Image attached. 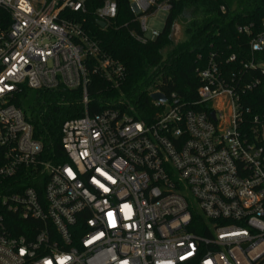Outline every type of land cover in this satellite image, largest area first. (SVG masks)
<instances>
[{
    "label": "built area",
    "instance_id": "2783aa9c",
    "mask_svg": "<svg viewBox=\"0 0 264 264\" xmlns=\"http://www.w3.org/2000/svg\"><path fill=\"white\" fill-rule=\"evenodd\" d=\"M122 1L0 0L12 22L0 32V264H264V114L252 106L264 19L237 28L244 60L210 54L194 103L152 100L163 113L151 122L129 103L91 116V77L115 88L126 77L88 28L89 8L106 31ZM126 8L121 27L141 45L173 11L170 0ZM61 88L83 89L86 107L61 129L65 162L45 156L14 104L24 90Z\"/></svg>",
    "mask_w": 264,
    "mask_h": 264
},
{
    "label": "trees",
    "instance_id": "16d2710c",
    "mask_svg": "<svg viewBox=\"0 0 264 264\" xmlns=\"http://www.w3.org/2000/svg\"><path fill=\"white\" fill-rule=\"evenodd\" d=\"M173 8L167 18L160 38L151 44L141 45L121 26L130 22L122 1L117 27L102 31L97 26L94 7L89 8L88 28L100 39L102 49L121 62L125 68V80L115 88L100 76H92L88 86V113L93 116L107 108L129 103L136 111L134 117L151 122L162 108L151 99L154 92H161L168 99L175 95L180 102L194 103L200 88L198 71L207 65L210 54H219V61H226L236 53L240 59L248 52L249 38L237 32L239 25L260 24L264 19V0H170ZM243 3V7L239 5ZM226 6V13L221 11ZM187 22L184 40L174 46L171 35L180 21ZM11 22L10 14L0 8V32ZM168 52L165 55V52ZM241 56H243L241 58ZM239 64L230 66L238 68ZM33 91L24 90L14 99L16 107L22 108ZM31 105L30 114L24 110L33 125L35 138L43 144L45 156L57 162H65L61 143L63 124L86 114L83 89L39 91ZM252 106L264 114V84L252 94Z\"/></svg>",
    "mask_w": 264,
    "mask_h": 264
},
{
    "label": "rangeland",
    "instance_id": "374dc122",
    "mask_svg": "<svg viewBox=\"0 0 264 264\" xmlns=\"http://www.w3.org/2000/svg\"><path fill=\"white\" fill-rule=\"evenodd\" d=\"M240 7L241 8L243 7V3L241 5H239V8ZM168 15H169L168 13H160L157 16L156 20L154 19L151 22V26H153L154 28H156L159 31H162L165 28V24H166ZM177 25L179 26V29H180L179 33L177 35V42H178L177 44H179L180 42H182L184 40V30L187 26V22L182 20L179 23H177ZM167 52H168V50L165 52V55ZM35 98H36V94L33 92L26 100L22 101V103H21L22 108L26 111V113L28 115L30 114V109H32L31 105L35 101Z\"/></svg>",
    "mask_w": 264,
    "mask_h": 264
},
{
    "label": "water",
    "instance_id": "95a60500",
    "mask_svg": "<svg viewBox=\"0 0 264 264\" xmlns=\"http://www.w3.org/2000/svg\"><path fill=\"white\" fill-rule=\"evenodd\" d=\"M100 27H105L104 23H99ZM179 26L176 25L173 29V32H172V35H171V41H172V44L174 46L177 45V35L179 33ZM151 99L155 102H159V103H165L167 101V97L166 95L162 94V93H154V95H151Z\"/></svg>",
    "mask_w": 264,
    "mask_h": 264
}]
</instances>
